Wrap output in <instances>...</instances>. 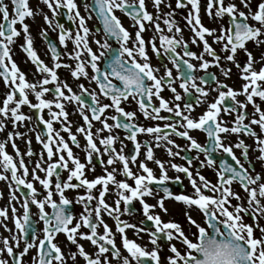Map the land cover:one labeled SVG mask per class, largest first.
Wrapping results in <instances>:
<instances>
[{
  "label": "snow or ice",
  "instance_id": "6c2138e0",
  "mask_svg": "<svg viewBox=\"0 0 264 264\" xmlns=\"http://www.w3.org/2000/svg\"><path fill=\"white\" fill-rule=\"evenodd\" d=\"M81 4L87 16L81 15ZM81 4L37 0L33 9L29 0H0L4 88L0 181L8 189L7 203L0 207V228L8 233H0V264H264V224L260 223L264 220V52L256 58L247 47L248 42L256 48L264 45V0H257L254 8L253 0H204L203 9L201 0H174V7L172 0H81ZM181 9L187 10L183 15L187 39L175 19ZM202 10L215 27L205 26ZM117 12L127 18L128 27ZM93 14L98 21L95 30L87 26ZM37 16L46 26L38 34L46 43L50 63L38 55L25 22ZM61 17L72 22L75 32L59 22ZM49 31L57 34L58 43L49 38ZM96 33H102L100 38ZM17 39H22L19 48L25 63L34 68L31 81L13 59ZM149 51L159 59L158 67L152 65ZM240 52L246 57L243 62L237 59ZM233 66L240 81L237 88L225 83L232 79ZM210 67L219 75L208 72ZM62 68L77 90L68 78L60 77ZM198 71L203 75H196ZM165 90L168 98L162 95ZM126 103L134 104L133 110H126ZM69 105L82 121L74 132ZM24 107L31 114L24 113ZM197 108L202 111L193 115ZM224 116L232 119L225 121ZM141 118L163 123L146 126ZM26 121L43 125L35 135L41 151L34 162L31 157L37 154L31 139L24 140L27 132L18 130ZM61 132L67 133V140ZM193 132L203 133L204 142ZM141 135L148 139L141 142ZM231 135L235 142L225 144ZM173 137L185 143L178 144ZM18 139L26 144L24 152L16 144ZM125 141L132 146L128 153ZM69 142L81 148L83 162ZM9 144L13 153L7 151ZM160 148L167 159L156 158L155 149ZM234 150H239V157ZM217 153L226 154L234 164L214 158ZM176 158L185 164L175 163ZM253 161L261 171H256ZM97 165L101 173L89 179L87 173H95ZM200 169L213 170L215 182ZM169 170L176 175L169 176ZM184 180L190 188L187 193ZM169 183L181 191L174 193ZM166 200L184 206L187 233L181 223L165 221L156 211L168 213ZM74 205L80 206L78 213ZM138 211L142 213L138 224L121 219ZM192 211L201 215L202 222L193 218ZM105 217L113 222L111 226ZM129 229L134 239L129 238ZM61 236L63 240L58 239ZM145 236V243L137 242Z\"/></svg>",
  "mask_w": 264,
  "mask_h": 264
},
{
  "label": "flooded vegetation",
  "instance_id": "af4514ba",
  "mask_svg": "<svg viewBox=\"0 0 264 264\" xmlns=\"http://www.w3.org/2000/svg\"><path fill=\"white\" fill-rule=\"evenodd\" d=\"M173 2V7H174V0H172ZM77 3L78 4H81V0H77ZM29 4H30V7H32L33 9H35V7L37 6V0H29ZM40 7H44L43 5H40ZM167 10V9H165ZM45 11H47V9H45ZM80 11H81V15H84V16H87L88 13H86L82 7V4H81V7H80ZM149 11H152L151 7H149ZM187 12L186 9H181V10H178L177 12V15L175 17V19L177 20V22L180 24V26L182 28H184V35H185V38L187 39L189 37V30L184 27V20H183V15H185ZM118 16L121 17V20L122 22L124 23V26L125 27H128L129 26V21L127 20V18L123 17L121 13L117 12L116 13ZM181 15L182 18H179L178 16ZM26 23L29 24L30 26V32L32 34V37H33V41H34V47L36 48V51L38 53V55L40 56L41 59H43L45 61V63H50V54L46 55V43L43 39H41V37L39 36V29L41 27H46L43 25V20L40 16H37L35 18V20H31V19H26L25 21ZM59 22L63 23L65 25L66 28H71L73 32H75V26L72 24V22L68 21L66 19V17H61ZM202 22L205 24V26H208V27H215L216 25L213 24L211 21H209L208 19L205 20V19H202ZM87 26L92 29V30H95V28L98 26V21L95 17V15L93 14V18L90 19V20H87ZM17 27H19L17 25ZM131 31V29H129ZM49 35V38L53 41V42H57L58 41L56 40V36L57 34L55 32H51L49 31L48 33ZM102 35V33H96V36L97 38H100V36ZM148 36V33H145V38H147ZM211 42V40L209 41ZM22 43V39H17L16 41V44L13 45V59L14 61L18 64L19 68L21 69V71H24L26 74H27V78L31 81L33 80V71H34V68L33 66L31 65V63H25V55L20 51V48H19V45ZM110 43L113 45V47H116L115 45V41L112 40L110 41ZM93 47V50L95 51V45H92ZM247 47L249 49V51L252 52L253 56L258 58L261 54V52H264V45H261L260 48H256L254 46V44L252 42H248L247 44ZM72 48V45L71 43L69 42L68 43V49L70 50ZM190 48L193 50V51H196L198 52L199 49L195 46V45H190ZM61 52H63L64 50L63 49H59ZM149 56L151 57V63L154 67H158L159 64H160V61L158 58H156L150 51H149ZM237 59L241 62H243L246 57L244 56V54L242 52L238 53L237 55ZM65 62H70V61H67V58H65ZM192 63L196 64L197 62L196 61H191ZM164 63H168V61L165 59L164 60ZM168 67L171 68V64H168ZM256 67L258 68L259 65H256ZM59 71V75L60 77L63 79V78H68V82L72 85L74 91L77 90L76 89V84L73 83L71 81V78L68 77V72L67 70L65 69H60L58 70ZM162 69H161V73L162 74ZM89 72H90V69H89ZM208 72H211V73H216L217 75H219V71L218 69L214 68V67H210L208 69ZM173 74L175 75L176 74V70L173 69ZM196 75H203V72L202 71H198L196 73ZM221 79H223V77H221ZM80 83H84L86 87H88V82L85 81V80H80L79 81ZM225 83L229 84V86L233 87V88H237L239 87V79H238V75H237V70L236 68L233 66L232 67V79L230 80H225ZM92 87H94V84L92 85ZM178 91H180V89L178 88L177 89ZM4 91V88H3V85L2 83H0V93H2ZM162 95L165 97V98H168V96L170 95V93L165 90ZM216 95L215 93H212V96ZM212 96L209 97V99L212 98ZM30 99L34 101V98L33 97H29ZM238 99H243L242 97H238ZM107 102V101H105ZM123 107L126 109V110H133L134 108V104H123ZM262 107H264V105H262ZM22 111L26 114H31V111L27 108V107H24L22 109ZM68 111H69V117L68 119L72 122V131L74 132L75 131V128L78 126L79 123H82V121L80 120V117L76 114L73 113V106L69 105L68 106ZM202 111V108H197L196 109V112L193 113V115H197L198 113H200ZM248 111L251 113L252 109L251 107H249ZM161 115H167V113H161ZM225 121H230L232 119V117H229V116H224L223 117ZM45 119H47V114H46V111H45ZM142 122L147 126V125H151V124H156V123H163L162 121H149V120H143V118H141ZM111 123V121H109ZM97 127L99 125H96ZM54 127L56 129H59L60 128V124L59 123H55L54 122ZM9 128H10V125H9ZM31 128V129H34L32 131H29L28 129ZM19 131L21 132H27V136L24 138V140L26 139H31V148L33 150L34 153H36L37 155L36 156H33L31 157V160L34 162L36 159H37V156L40 154V151H41V145L38 144L35 140V135H36V132L37 131H42L43 130V125H38L36 123H29V122H25V126L21 127L18 129ZM258 131V129H257ZM61 135L64 136L65 140H67V133H64V132H61ZM121 138L123 137V133L121 132ZM192 135H194L197 140L201 143L204 142V139H205V135L203 133H200V132H193ZM242 139L245 140V143H248V144H251L252 143V140L251 138H248V137H243L241 136ZM0 139H3V134H0ZM77 139L78 141L80 142L81 144V148H83V145H84V140L82 138V136H80L79 134L77 135ZM138 139L141 141V142H144L145 140L148 139V137L146 136H139ZM173 139L176 140V142L178 144H181L183 145L185 142L180 139V138H177V137H173ZM24 140H21V139H18L16 140V144L18 145L19 149L21 152H24L26 150V144L24 142ZM236 140V137L235 135H231L228 137V139H226L224 142L225 144H227L229 141H232V142H235ZM126 144H128V147L125 149V152L128 153L132 146L130 144V142L128 141H125ZM70 144V147H72V150L75 154L79 155V157L81 158V161L83 162L84 160V153L81 151V148H76L74 145L71 144V142H69ZM117 147H119V145H117ZM7 151L9 153H13V150L10 146V144L7 146ZM143 148L141 149V153H143ZM236 152V155L239 157L240 155V152L239 150H234ZM181 155H184V153H181ZM194 155V153H193ZM155 156L156 158L158 159H167V156H166V153L164 152L163 148H160V149H155ZM203 158V156H201V159ZM214 158L216 159H224L226 162L228 163H232L234 164L233 161H231V158L228 157L226 154L224 155H220V154H214ZM250 158H251V153H250ZM25 162L27 163L29 158L28 157H25ZM140 159H143V155H141ZM175 163L177 164H185V161L179 159V158H176ZM148 166L153 168L154 170L156 169V166L151 162V161H148ZM253 163L255 164V169L257 172L261 171V167H260V164L256 161H253ZM246 166H247V162H245ZM33 165L29 164V167L31 168ZM196 167V164L194 162L193 164V168L195 169ZM133 170L135 171V168H133ZM200 171L202 172V174H204L208 179L212 180L213 182H215V174L213 172V170L211 169H200ZM101 173V169L99 167V165H97V168H96V172L95 173H87L88 175V178L91 179L94 175H98ZM66 176V173L64 174ZM157 175H158V171H157ZM168 175L169 176H175L176 173L169 170L168 172ZM30 178V177H29ZM119 179V177H118ZM184 191L187 193L190 191V188L188 187V182L187 180H184ZM168 186L170 187V190L173 191L174 193H178L181 191L180 187L174 183H169ZM37 187H39V185H37ZM233 188L234 190L236 191H240V189L238 188L237 185H233ZM0 193H3V198H0V207H4L5 204L7 203V199H8V189H7V186H6V183L3 182V181H0ZM243 195V193H241ZM69 196L72 195L71 192L68 193ZM162 195V193H161ZM147 199V202L148 203H155V201L152 199V198H146ZM108 202L109 203H112V197L109 196L108 197ZM165 207L168 208V213L165 214L163 213L162 211H160L159 209H156L157 212H159V214L161 215V218L165 221L167 220H174L176 222H179L181 223L182 227L185 228V231L187 233L188 229H187V226H186V221L184 220V217H183V211H184V206L182 204H176L174 201H171V200H166L165 202ZM233 203H235V201H233ZM18 209H19V205H15ZM133 207H136L139 209V204L138 202H134L133 204ZM73 209L75 212H79L80 211V206L79 205H74L73 206ZM47 211H51L50 209H46ZM32 212H36V209L35 207L33 206L32 207ZM10 214V212H9ZM194 219L197 220V222H202V217L201 215L196 212V211H192L190 213ZM121 219L123 220H126L130 223H136L138 224L139 220L142 219V213L141 212H137L136 215L134 217H129L127 215H123L121 216ZM105 220L107 223H109V225L111 226L113 224V222L108 218V217H105ZM245 221L246 222H251L250 220H248V218L246 217L245 218ZM261 224H264V220L260 221ZM8 225L9 227H12V223L11 221L9 220L8 221ZM42 225H37V227H41ZM82 231L84 229H81ZM194 230V229H193ZM0 233H2L3 235H8L7 232H4L2 228H0ZM127 234L129 236V238H133L134 239V236H133V233H132V230H127ZM257 235H259V233L257 232L256 233ZM145 238H147L145 236ZM145 238H144V241H145ZM59 240H63L64 238L61 236L58 238ZM141 241V240H140ZM85 244V248L86 250L88 251H91V247L88 245L87 242H82ZM141 243V242H140ZM173 243H177V242H173ZM149 247H151L149 245ZM177 247L179 248L180 245L179 243H177ZM167 254V250L165 249L163 252H161V257L163 259V255L162 254ZM27 259V258H26ZM80 264H82V261L80 262Z\"/></svg>",
  "mask_w": 264,
  "mask_h": 264
},
{
  "label": "rangeland",
  "instance_id": "374dc122",
  "mask_svg": "<svg viewBox=\"0 0 264 264\" xmlns=\"http://www.w3.org/2000/svg\"><path fill=\"white\" fill-rule=\"evenodd\" d=\"M256 2H257V0H253V8L255 7ZM172 3H173V2H172ZM201 3H202V9H203V3H204V0H201ZM178 17H179V18H182L181 15H179ZM201 19H205V20H207V17L204 15L203 10L201 11ZM134 238H135V237H134ZM146 240H147V238H145V241H144V240H141V241H137V242H138V243L141 242V244H143V243L146 242ZM162 255H163V257H164V256L167 255V254L165 253V254H162Z\"/></svg>",
  "mask_w": 264,
  "mask_h": 264
}]
</instances>
